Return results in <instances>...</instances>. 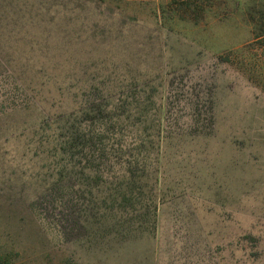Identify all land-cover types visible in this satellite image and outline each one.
<instances>
[{
  "label": "rangeland",
  "instance_id": "1",
  "mask_svg": "<svg viewBox=\"0 0 264 264\" xmlns=\"http://www.w3.org/2000/svg\"><path fill=\"white\" fill-rule=\"evenodd\" d=\"M253 1L0 0V264H264Z\"/></svg>",
  "mask_w": 264,
  "mask_h": 264
},
{
  "label": "trees",
  "instance_id": "2",
  "mask_svg": "<svg viewBox=\"0 0 264 264\" xmlns=\"http://www.w3.org/2000/svg\"><path fill=\"white\" fill-rule=\"evenodd\" d=\"M98 1H105V0H98ZM108 1H116V0H108ZM187 5V7H189L192 3L188 2L185 3ZM249 16L251 18V24H252V30L251 33L253 35V39H255L256 41H264V0H254L252 3V8L251 10H249ZM85 129H81L80 127H77L75 129V134L71 133L69 135V137L64 141V144H68V148L65 150V152H68L71 149V146L73 145V140L78 136L79 137V133H83L85 132ZM85 134H82L81 137H84ZM88 141V144H87ZM86 144L87 147L86 149L82 150L81 153H83L84 155H86V150L89 149L90 152L92 153L93 156V160L95 161V157H94V151H96V147L93 144H90L91 139H87ZM76 145V144H74ZM73 145V146H74ZM98 158L101 157V150L98 149ZM77 157V156H76ZM80 160H82L83 162L85 161V156H83L82 154L79 157Z\"/></svg>",
  "mask_w": 264,
  "mask_h": 264
}]
</instances>
